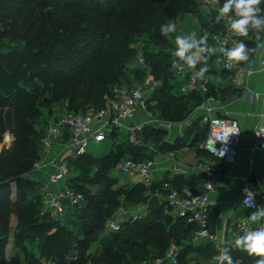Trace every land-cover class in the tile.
<instances>
[{"label":"trees","instance_id":"trees-1","mask_svg":"<svg viewBox=\"0 0 264 264\" xmlns=\"http://www.w3.org/2000/svg\"><path fill=\"white\" fill-rule=\"evenodd\" d=\"M139 1H115L116 8L103 9L97 6V0H0V23H3L0 27V107L7 110L4 117L10 118L12 111L15 112L17 118L10 124L24 125L18 142L23 141V150L30 159L37 158L39 143L45 133L38 131L36 136H32L27 130V124H31L28 119L40 115V106L46 107L63 99H68L66 108L70 112H86L88 106L95 109L106 107V97L113 96L114 89L128 80L132 70L127 68V64L134 61L136 55L131 45L142 36L143 28L149 31L144 49L146 62L155 78L161 81L151 94L149 108L156 109L165 120L181 122L204 99L200 92L185 93L181 86L178 88L177 83H173L177 78L171 66L174 47L160 34V25L171 15L198 14V0H150L151 8ZM223 2L220 0L219 3L222 5ZM142 7H147L148 11L137 9ZM150 13L156 19L154 26L146 20ZM212 13L210 20L200 15L205 31L210 34L221 28V23H215L218 12ZM251 34L257 37L256 32L248 35ZM238 39L255 49L249 56L251 59L259 43L246 36ZM210 40L208 38V42ZM133 72V79L141 81L147 70L136 68ZM217 74L233 82L234 72L223 69L214 75ZM207 84L209 95L214 94L217 86L212 80ZM84 89V95L77 97L76 94ZM48 91H51L50 98L43 99V93ZM201 122L202 117H199L193 124ZM1 124L3 126L4 122ZM207 133V125L202 133L194 132L191 146L196 148L198 155L209 156L200 148ZM167 134L166 129L147 125L141 132L139 143H134L130 134L115 128L107 137L108 141H118L114 151L101 158L88 153L71 159V170L78 167L81 172L71 179V185L84 194L85 204L74 208L64 225L50 213H44L40 197L26 199L25 193L23 195L25 185H19L16 196L14 199L11 197L10 184L17 178L20 184L31 186L38 180L30 178L22 182L18 176L29 168L20 164L15 156L3 155L0 158V264H40L38 261H20L17 239H14L15 251L10 257L6 256L12 230L9 221L13 215L17 218V231L41 241L45 255L54 264H151L148 260L155 257L156 250L158 257L162 256L171 243L181 245L182 251L188 252L190 238L198 228L184 218L166 214L165 203L161 207H150L147 218L122 224L120 231L103 235L107 221L115 216L123 203H147L151 198L147 191L156 189L144 183L114 188L117 179L111 175V170L123 158L131 157L136 161L150 159L151 156L142 148L147 147L150 140L163 141ZM179 143L170 145L169 149L183 146ZM205 180L206 175H199L188 182L189 187L193 189ZM256 197L264 207L262 196ZM96 242H102V252L89 254ZM72 251L76 252V257L71 256ZM231 254L239 264H253V258L244 251L233 248ZM181 256L180 252V264Z\"/></svg>","mask_w":264,"mask_h":264},{"label":"built area","instance_id":"built-area-1","mask_svg":"<svg viewBox=\"0 0 264 264\" xmlns=\"http://www.w3.org/2000/svg\"><path fill=\"white\" fill-rule=\"evenodd\" d=\"M202 3L204 7H211L217 12L218 8L222 6L220 3H214L213 0H202ZM210 38L216 49L222 46L234 47L235 43L239 41L238 37L229 30L227 21H221L220 30L212 33ZM175 50L171 51V66L176 74L186 77V82L181 88L182 91L185 93L197 91L204 96V99L196 107V110L203 112L202 122L208 126L207 136L200 148L225 166L235 165L244 138L241 121L232 116H217L215 114L216 108L214 99L209 95V85L198 79L193 80V70L178 60L174 55ZM216 53L222 60L223 68L234 72L233 82L236 86L244 84V77L250 76L256 71L264 72V51L249 59L246 68H242L241 62H230L219 51ZM137 68L147 70L143 80L133 79L130 84L116 87L114 95L106 97L107 105L102 109L88 106L86 112L78 113L65 109L53 119L46 135L41 139V147L45 153L50 151L53 143L59 141H64L65 148L70 151L69 154L67 151L66 154L51 159L49 166L53 168V171L48 173L44 180H41L44 213H50L62 225H64L70 209L79 208L85 204L84 194L71 185V159L88 154L93 143L105 141L115 128L122 132L126 130L131 136L140 140L141 132L147 125L169 131L175 125L172 121L156 117L150 111L149 99L153 91L161 85V81L155 78L143 52L138 54ZM255 98H259V96L255 95ZM141 112L147 115L143 122L126 123L127 120L133 122ZM66 137L68 139H65ZM251 139L252 142L248 148L250 161L255 157L264 160V110L259 123L252 131ZM42 164H36V168L39 170ZM155 165V159L136 161L127 157L116 163L115 170L122 175H139L149 182ZM198 171L206 173L210 178L202 183L198 190L180 191L177 188H169L165 197V208L174 217L184 218L187 223L196 225L198 229L194 236V242L197 245H202L205 242L216 240V237L210 233L213 206L210 194L216 188L214 181L216 167L210 164H200ZM242 180L240 202L250 211L255 210V208L249 207L252 203L262 207L253 190V176L247 173ZM261 196L264 200V192ZM258 226V224H250L248 218H243L237 224L238 235H242L246 227L257 228ZM120 230L121 222L115 219V216L107 221L106 232L112 233ZM151 264H180V247L176 243H171L165 254L156 258Z\"/></svg>","mask_w":264,"mask_h":264},{"label":"crops","instance_id":"crops-1","mask_svg":"<svg viewBox=\"0 0 264 264\" xmlns=\"http://www.w3.org/2000/svg\"><path fill=\"white\" fill-rule=\"evenodd\" d=\"M205 35H207L210 39V33ZM259 36V39H257L254 34L246 36L247 39H253L259 43V47L254 56L261 54L264 51V32H261V35ZM210 41L208 43L213 47L212 42ZM247 61L241 62L242 68H246ZM208 67L209 74L213 77V85L217 86L214 94L211 95L214 99V106L216 108L215 113L220 112L223 116L235 117L239 119L242 124L244 138L237 163L233 166H225L221 162L214 160L205 154L198 155L196 148L191 146L194 133L190 132L188 135L185 134V129L189 126L187 121L186 123H177L170 131L166 129L169 134L163 141L158 143L150 140L147 147L142 148L145 150L146 154L151 156L150 159H155L156 161L155 168L151 173L150 181L148 183L139 175H127L124 179L121 174L117 175L118 177H114L118 178L117 184L115 185L118 186L117 188L124 185L127 186L131 183H144L148 187H156L155 190L151 189V191H154L153 195L156 194L159 196L162 205H164L165 197L169 188H178L182 189L181 191H184L192 188L189 187L188 182L196 179L199 175H206L207 180L210 178L206 173L198 171V166L200 164H210L216 167V171L214 173L216 188L215 191L210 194V200L213 203L210 233L216 237V240L205 242L202 245H197L194 242L196 230L192 237L190 236L191 238L189 242H191V244L189 243L190 248L188 252L182 251L183 247L180 245V252L182 254L181 261L183 262L186 259L191 261L192 264H218L215 260L216 255H218L217 245H234V241L238 236L237 224L239 220L248 218V215L251 212L240 202L241 187L243 184L242 178L247 173H250L253 176V190L256 196H260L264 192V160L259 157H255L252 161H250V153L248 149L252 142V131L259 123L261 114L264 110V72L256 71L252 75L244 77V84L236 86L234 82L224 79L220 74L214 75L216 71L221 72L224 69L222 60L216 52L209 56ZM176 75L177 78L173 83H177L178 88H180V86L182 88L183 84L186 82V77L183 75ZM255 95H258L259 98H255ZM154 104L155 103H153V105ZM150 111L156 117L163 118L156 109H150ZM202 113L203 112L195 109L194 117L198 119L201 117ZM146 118L147 115L144 112H141L133 122L131 120H127L126 123H141ZM125 133L129 134L127 131ZM190 134H192V136ZM132 137L133 135H130V138L134 143H139L140 140H138L137 137ZM65 139H68V137ZM107 142L110 141L106 139L101 143L95 144L98 145V148H101V146ZM178 142H181L178 145L183 146L174 150L169 149L170 145ZM67 151L68 150L65 148L64 141L53 143L50 151L44 155V160L41 162L43 163L42 166L39 170L37 169V171L34 172L33 177L35 176L37 179L40 178L41 180H44L47 174L53 171V168L49 166V161L54 159L56 156H60L64 153L66 154ZM69 153L70 151H68V154ZM89 153L97 158H101L107 155L109 151L104 150L101 155H96L92 151ZM201 185L202 183L197 186L195 185L193 186V189L198 190ZM148 193L149 192H147V194ZM15 196L16 195H14V197ZM139 207L140 209L137 214L145 213V216L147 217L151 212L149 205H147L146 212L145 208L142 206ZM74 211L75 209H70L67 215H70ZM165 211L168 210L165 209ZM168 212L173 216L170 211ZM96 244L101 249L99 251L100 254L102 252V242H96L92 245V247ZM158 254L159 252L156 250L155 257H151L148 261L152 263L158 257ZM10 255L8 257H10Z\"/></svg>","mask_w":264,"mask_h":264},{"label":"rangeland","instance_id":"rangeland-1","mask_svg":"<svg viewBox=\"0 0 264 264\" xmlns=\"http://www.w3.org/2000/svg\"><path fill=\"white\" fill-rule=\"evenodd\" d=\"M98 2V7H102L103 9H107L110 7L116 8V2L120 1V0H97ZM116 1V2H115ZM123 2H125V0H121ZM139 2L143 3V5H147L151 8V2L150 0H140ZM138 3V2H137ZM198 14H192V13H179L176 15H171L170 19L167 21H164V23L168 22V21H174L177 25V30L175 33L169 34L166 38L168 40L171 41L172 46L174 47V49H176V44H175V36L177 35H188L190 33H196L197 38H199L202 35L207 34L208 32L205 31L207 30L204 25H203V20H201L200 15L207 20L212 19V16L214 13H212L213 10L211 9V7H204L202 0H198ZM139 9L140 12H147V7H142L137 8ZM153 13V12H152ZM149 17V18H148ZM13 19H15L13 17ZM146 20L148 21L149 24H151V26L156 25V19L153 17V14H149L146 18ZM10 22L12 21L9 20ZM9 21L7 20L6 23H9ZM144 21V20H143ZM3 26V23H0V27ZM149 37V31L147 30V28H143L142 29V36L136 38L134 40V42L132 43L131 47L136 51V55H135V60L132 62H129L127 64V68L131 71V73L129 74L128 80L125 82V84H130L133 82V78H134V72L137 68V63H138V54L139 53H144V49L146 47V42L147 39ZM132 80V81H131ZM38 84H40L39 81H37ZM36 81L34 83H37ZM85 93V89L80 92H78L76 94L77 97H82ZM51 96V91H48L46 93H43L42 98H50ZM68 105V99H63V100H57L55 102L50 103L48 106H40L39 109L41 110L40 115L37 117H34L33 119H28L30 120L31 124H27L28 128L27 130L31 131V135L32 136H36L38 131H43L46 135L47 130L50 126V123L53 121V119H55V117H57L58 115H60L66 108V106ZM5 111L6 108L4 107H0V158L3 155H10L11 157H16V159L18 161H20V164H23L25 167L29 168L27 171H25L24 173L22 172L21 175H19V179L24 182V181H28L30 180V178H33L34 180L37 179L35 178V176L33 177V174L35 171H37L36 168V164L41 163L44 160V155L45 152L43 151L42 147H41V141L39 143V154L37 156L36 159H30L29 156L25 153V151L23 150V141L21 143L18 142L19 139V135L21 137V131L24 127V125L22 123H19L17 125L14 124H10L12 123L15 118V112L12 111V116L10 118L8 117H4L5 115ZM194 110H192V112H190L187 116V118L184 121L181 122H174L175 125L177 123H186L188 121L189 126L186 127L185 129V134L188 135L190 132H195V131H199V133H202V131L205 130V125L204 124H193L195 121H197V118L194 117ZM4 117V118H3ZM194 119V120H192ZM4 122L3 126L1 124V122ZM169 134V133H168ZM167 134V135H168ZM10 136V138L8 137V139L6 138V136ZM167 135L165 137H167ZM192 136V134H190ZM194 135V134H193ZM42 139V138H41ZM119 140V139H118ZM121 140V139H120ZM119 140V141H120ZM115 142H107L105 143L103 146H101V148H98L95 143H93L90 147V151H92L93 153H95L96 155H101L102 152L104 150H108L110 151H114L115 150ZM108 147V148H107ZM98 148V149H97ZM94 156V155H93ZM81 175L80 169L78 167H72L71 170V179L75 176ZM111 175L113 177H118L117 175L118 172L115 170H111ZM123 179L124 177H127V175H122ZM118 181V178H116ZM38 183H34L33 186L27 184H20V182L18 181H13L10 184V192H11V197L14 199V195H16L17 192V188L19 189V185H25L23 187L24 190H26V192H23V195L25 193L26 195V199L29 201L31 199H35L37 197H40L42 199V183H41V179L38 178ZM146 181V180H145ZM148 183V182H147ZM130 185V184H129ZM125 186V185H124ZM117 188L118 186H114V188ZM149 192V195H153L152 191H147ZM147 194V195H148ZM149 202V201H148ZM147 203H143V204H137V205H129V204H125L123 203V205L121 206V208H119V210L116 212L115 214V219H118L122 224H126V223H133L134 221H138L140 219H145L147 218L145 216V213L143 214H137V212H139L140 207L142 206L143 208H145V212L147 211ZM167 214L171 215L168 211H166ZM16 216L13 215L9 221V227L12 229L11 233L9 235V240L6 246V256L8 257L12 252L15 251V248L17 246V251H18V256L20 261L22 262H31V261H38V263L40 264H54L53 260L48 258L47 255H45L46 251L44 248V245L41 241H37L34 239H30L28 237L23 236L22 234H20V232L17 231V222L15 218ZM138 217V218H137ZM124 227V226H123ZM109 232L104 231L103 235L104 236H108ZM14 239H17L16 243L17 245H14ZM194 247H199V246H194ZM101 249L99 248V246L96 244L95 246L91 247V249L89 250V254H95L98 255L99 251ZM72 257H76V252L72 251L71 253ZM182 264H192L191 261H188L185 259V261L182 262Z\"/></svg>","mask_w":264,"mask_h":264},{"label":"clouds","instance_id":"clouds-1","mask_svg":"<svg viewBox=\"0 0 264 264\" xmlns=\"http://www.w3.org/2000/svg\"><path fill=\"white\" fill-rule=\"evenodd\" d=\"M219 4L220 0H213ZM264 0H224L222 6L218 8L215 23L227 21V26L231 33L237 37H245L249 32L259 34L264 32ZM177 25L174 21H168L160 25V34L167 37L175 33ZM176 50L174 55L179 61L193 70V80H201L205 83L213 79L209 74V56L219 51L230 62H245L255 49L250 48L245 42L238 41L234 47H221L216 49L209 45L208 36H201L199 39L196 33L175 36ZM197 65H201L197 70ZM223 155V154H222ZM249 207L255 208L248 215L250 224H258L257 228H245L242 235H238L234 245H217L218 255L215 260L218 264H239L232 256L233 247L246 252L253 258V264H264V207L256 206L254 203Z\"/></svg>","mask_w":264,"mask_h":264},{"label":"water","instance_id":"water-1","mask_svg":"<svg viewBox=\"0 0 264 264\" xmlns=\"http://www.w3.org/2000/svg\"><path fill=\"white\" fill-rule=\"evenodd\" d=\"M217 116H221L220 112L215 113ZM149 207L154 208V207H161L162 203L160 201V198L158 195H153L148 202Z\"/></svg>","mask_w":264,"mask_h":264}]
</instances>
